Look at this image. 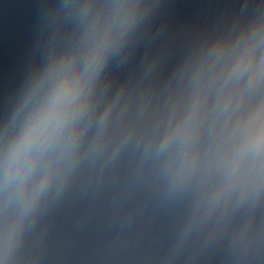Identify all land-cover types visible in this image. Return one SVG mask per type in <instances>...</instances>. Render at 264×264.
<instances>
[{"label": "clouds", "instance_id": "1", "mask_svg": "<svg viewBox=\"0 0 264 264\" xmlns=\"http://www.w3.org/2000/svg\"><path fill=\"white\" fill-rule=\"evenodd\" d=\"M34 132H35V130H33V133H30L29 135L31 136L32 134H34ZM260 139H261L262 141H264V136H262Z\"/></svg>", "mask_w": 264, "mask_h": 264}]
</instances>
